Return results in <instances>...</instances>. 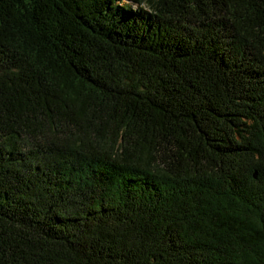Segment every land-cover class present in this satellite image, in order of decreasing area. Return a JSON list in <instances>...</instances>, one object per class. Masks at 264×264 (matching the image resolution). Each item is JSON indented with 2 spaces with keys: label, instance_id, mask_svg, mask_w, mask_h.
Masks as SVG:
<instances>
[{
  "label": "trees",
  "instance_id": "obj_1",
  "mask_svg": "<svg viewBox=\"0 0 264 264\" xmlns=\"http://www.w3.org/2000/svg\"><path fill=\"white\" fill-rule=\"evenodd\" d=\"M0 264H264V0H0Z\"/></svg>",
  "mask_w": 264,
  "mask_h": 264
},
{
  "label": "water",
  "instance_id": "obj_2",
  "mask_svg": "<svg viewBox=\"0 0 264 264\" xmlns=\"http://www.w3.org/2000/svg\"><path fill=\"white\" fill-rule=\"evenodd\" d=\"M255 177H256V175H255Z\"/></svg>",
  "mask_w": 264,
  "mask_h": 264
}]
</instances>
